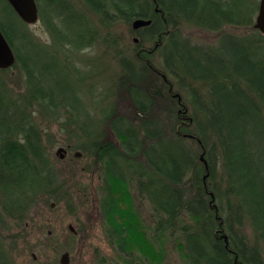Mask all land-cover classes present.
Instances as JSON below:
<instances>
[{"label":"trees","instance_id":"16d2710c","mask_svg":"<svg viewBox=\"0 0 264 264\" xmlns=\"http://www.w3.org/2000/svg\"><path fill=\"white\" fill-rule=\"evenodd\" d=\"M1 1L19 23L9 28L0 24V29L15 53L12 67H18L24 87L18 94L0 89V212L23 225L41 197L53 198L55 175L31 112L38 109L55 118L66 113L68 120L85 114L80 87L69 90L73 102L56 100L45 80L57 74L65 79L64 69L78 76V83L88 79V72L61 67V55L67 57L64 49L69 46L83 49L98 42L114 51L119 65L116 95L127 98L134 109V118H126L111 100L101 116L107 138L101 131L90 144L80 143L104 162L102 217L112 216L116 206L109 179L125 183L135 177L137 197L151 205L156 230L174 231L185 212L193 219V225L183 222L179 227L188 264H264L259 248V243L264 245V171L259 166L264 169V155L256 150L264 141V36L257 29L241 37L224 34L215 45L206 46L183 34L187 26L215 33L225 26H251L256 0H82L96 22L66 0H44L43 12L49 14L41 17L51 38L47 44L35 41L27 24ZM67 15L83 21L73 20L76 25L67 28ZM138 18L150 24L133 30ZM117 23L138 36L133 57L111 33ZM19 41L26 50L50 55L54 67L29 56L22 59L15 47ZM146 43L150 49H145ZM154 74L166 78L168 93L172 84L185 92L176 105L186 111L170 109L169 133L151 117L162 97ZM113 94L107 93L106 100ZM188 173L191 196L184 187ZM245 223L253 233L250 244L242 231ZM131 230L130 223L108 230V241H116L121 254H128ZM4 256L0 244V264H10Z\"/></svg>","mask_w":264,"mask_h":264},{"label":"rangeland","instance_id":"374dc122","mask_svg":"<svg viewBox=\"0 0 264 264\" xmlns=\"http://www.w3.org/2000/svg\"><path fill=\"white\" fill-rule=\"evenodd\" d=\"M66 1L73 4L76 10L84 11L89 19L96 22V18L84 8L82 0ZM44 2L37 0V5L40 6L39 19L35 24L27 25V29L33 34L35 41L47 44L51 38L41 17L46 18L49 14L43 12ZM256 2L258 4L259 0ZM255 16L253 24L248 27L225 26L220 32L215 33L187 26L183 29V34L192 43L213 46L224 34L241 37L254 33ZM66 17L70 21L63 24L70 29L76 25L73 20L83 21L81 17L76 20L69 15ZM12 23L19 26L13 13L0 0V24L9 28ZM111 33L120 40L121 48L127 56L133 57L137 53L136 46L139 39L131 34L128 25L117 23ZM20 43L21 41L17 42L15 47L22 59L29 56L33 61L49 62L48 64L54 67L50 55L39 53L38 50H26ZM144 47L150 49L151 44L146 43ZM64 53L67 57L61 55V67L74 66L79 71L88 72L89 78L78 83V76L71 75L67 69H64L68 74L65 79L57 74L45 81L53 86L56 100L73 102L69 90L72 87L76 89L80 87L83 94L80 98L85 106V114L80 113L79 118L69 117L68 120L63 115L66 113L60 112L55 118L38 109L31 112L35 109L31 110L27 107V111L33 113L34 122L43 133L49 165L55 175L52 191L56 187L57 190L53 192L52 199L46 196L40 198V203L30 211L23 225L0 212V244L6 252L5 259L8 257L10 264H60L61 255L67 252L69 256L67 264H188L189 260L182 248L184 237L179 232V227L183 222L193 225V219L185 212L177 221L174 231L169 227L156 230V217L151 205L137 197L135 177L125 183L109 179L116 206L112 216L102 217L100 204L104 198V162L97 160L93 154L85 152L80 147V143L90 144V141L95 139V135L101 131L103 139L107 138L104 135L107 134L108 127L102 124L101 116L102 109L111 100L114 101L116 111L126 118H134V109L127 98H119L116 95L119 88V83L116 81L119 65L112 48L96 42L83 49H72L69 46L64 49ZM153 61L157 69H160L157 55L153 57ZM153 78L161 86L162 97L156 102L151 117L158 120L169 133L168 114L170 109L185 113L184 107L176 105L182 97L185 98V92H181L176 88V84H172V89H169L171 93H168V89L163 85L166 83V78L164 77L165 82L157 74H154ZM170 81L175 83L173 80ZM23 87V77L18 67L0 70V89L10 88L13 94H18L23 92ZM110 92L114 94L106 100V95ZM113 138L112 136L111 140L119 146L118 139ZM189 144L196 148L193 142ZM174 146L169 145V147ZM59 148L65 151L59 153L63 157L56 153ZM256 148L259 155H264V141L259 142ZM259 166L264 171L261 163ZM184 187L186 195L191 196L193 189L190 173L185 178ZM119 223L131 224L132 230L127 239L128 254H121L116 250L117 243H114L116 241L112 240L111 243L108 241L109 228ZM69 225L72 226L73 231L69 230ZM242 231L245 232L247 242L249 244L253 242V233L248 223H245ZM259 248L264 259V245L259 243Z\"/></svg>","mask_w":264,"mask_h":264},{"label":"water","instance_id":"95a60500","mask_svg":"<svg viewBox=\"0 0 264 264\" xmlns=\"http://www.w3.org/2000/svg\"><path fill=\"white\" fill-rule=\"evenodd\" d=\"M7 2L25 24L31 25L38 20V8L35 0H7ZM149 24L150 20L138 18L132 22L131 26L133 30H137L138 28L147 26ZM253 27L264 36V0H259ZM134 41L137 42V39L134 38ZM14 63L15 54L11 45L0 29V69H7ZM60 152L65 151L62 148H59L56 152L57 155L63 157V155L59 154ZM77 156H79V153H77ZM51 206L53 205L51 204ZM68 228L70 231H73L71 225H69ZM68 259V253H63L60 257V264H67Z\"/></svg>","mask_w":264,"mask_h":264},{"label":"flooded vegetation","instance_id":"af4514ba","mask_svg":"<svg viewBox=\"0 0 264 264\" xmlns=\"http://www.w3.org/2000/svg\"><path fill=\"white\" fill-rule=\"evenodd\" d=\"M38 15H39V13H38Z\"/></svg>","mask_w":264,"mask_h":264},{"label":"bare ground","instance_id":"6f19581e","mask_svg":"<svg viewBox=\"0 0 264 264\" xmlns=\"http://www.w3.org/2000/svg\"><path fill=\"white\" fill-rule=\"evenodd\" d=\"M138 37V36H137Z\"/></svg>","mask_w":264,"mask_h":264}]
</instances>
